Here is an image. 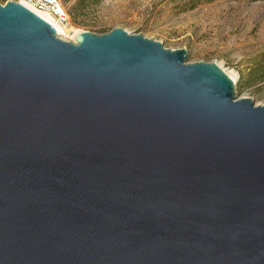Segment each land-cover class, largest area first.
Here are the masks:
<instances>
[{"label":"water","instance_id":"95a60500","mask_svg":"<svg viewBox=\"0 0 264 264\" xmlns=\"http://www.w3.org/2000/svg\"><path fill=\"white\" fill-rule=\"evenodd\" d=\"M187 57L0 4V264H264V105Z\"/></svg>","mask_w":264,"mask_h":264},{"label":"rangeland","instance_id":"374dc122","mask_svg":"<svg viewBox=\"0 0 264 264\" xmlns=\"http://www.w3.org/2000/svg\"><path fill=\"white\" fill-rule=\"evenodd\" d=\"M9 1L20 0L0 4ZM61 1L69 16L62 40H74L73 29L141 34L166 49L187 50V63L217 64L233 77L239 99L264 105V78L257 75L264 65V0Z\"/></svg>","mask_w":264,"mask_h":264},{"label":"built area","instance_id":"2783aa9c","mask_svg":"<svg viewBox=\"0 0 264 264\" xmlns=\"http://www.w3.org/2000/svg\"><path fill=\"white\" fill-rule=\"evenodd\" d=\"M30 10L46 13L62 26H68L69 16L61 0H20ZM39 15V14H38Z\"/></svg>","mask_w":264,"mask_h":264},{"label":"bare ground","instance_id":"6f19581e","mask_svg":"<svg viewBox=\"0 0 264 264\" xmlns=\"http://www.w3.org/2000/svg\"><path fill=\"white\" fill-rule=\"evenodd\" d=\"M38 14H39V16H41L43 19H45L47 22H49L55 29H56V31H57V34H58V36L61 38V36L63 35V34H66V27H63L62 25H60L56 20H54L51 16H49L48 14H46V13H41V12H37ZM73 31H74V36L73 37H71V39L73 38H75V36L77 35V34H79L80 33V31H78V30H74L73 29ZM231 79L232 80H234L233 79V77H231Z\"/></svg>","mask_w":264,"mask_h":264},{"label":"trees","instance_id":"16d2710c","mask_svg":"<svg viewBox=\"0 0 264 264\" xmlns=\"http://www.w3.org/2000/svg\"><path fill=\"white\" fill-rule=\"evenodd\" d=\"M96 1H99V0H96ZM258 69L260 70V72H258L259 74L257 75H259L260 78H264V65L260 66ZM246 83L252 84V81H247Z\"/></svg>","mask_w":264,"mask_h":264}]
</instances>
